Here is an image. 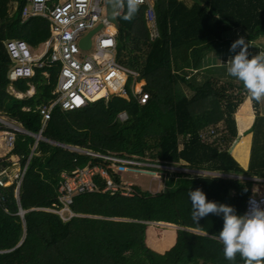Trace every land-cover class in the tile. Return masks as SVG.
<instances>
[{"label": "trees", "instance_id": "16d2710c", "mask_svg": "<svg viewBox=\"0 0 264 264\" xmlns=\"http://www.w3.org/2000/svg\"><path fill=\"white\" fill-rule=\"evenodd\" d=\"M27 0H0V115L38 134L43 116L38 107L54 97L59 65L37 68L34 76L11 82L8 39L26 40L36 48L50 36L49 21L42 16L23 20ZM146 6L131 21L117 16V60L138 70L150 94L145 104L131 96L100 98L86 106L63 110L56 106L42 135L100 153L118 154L172 166L160 169L164 188L153 193L121 183L108 168L118 190L106 189L107 179L95 176L98 190L79 194L71 205L75 213L64 220L58 213L62 173L88 164L109 161L39 140L24 176L20 205L14 186L3 189L0 203V264H243L223 257L215 239L222 216L209 214L197 224L192 219L188 192L200 189L208 201L226 204L243 215L253 190L252 179L264 178V114L260 102L242 93V86L206 77L207 55L228 42L227 33L239 29L252 42L264 36V0H156L154 9L160 37L150 40ZM250 58V57H249ZM44 72H48L45 75ZM205 76L204 79L200 77ZM33 95L18 97L9 89ZM244 102V103H243ZM243 105L240 107V105ZM240 131L252 133L247 169L234 157L231 146ZM126 112L127 118L119 115ZM253 121V123H252ZM214 127L217 137L203 141L201 132ZM243 139L239 146L247 142ZM36 138L16 134L12 155L26 157ZM238 158H240L238 156ZM241 161V160H240ZM179 167V168H176ZM199 169L226 175L190 172ZM25 210L24 220L17 214ZM176 225L169 227L166 223Z\"/></svg>", "mask_w": 264, "mask_h": 264}, {"label": "built area", "instance_id": "2783aa9c", "mask_svg": "<svg viewBox=\"0 0 264 264\" xmlns=\"http://www.w3.org/2000/svg\"><path fill=\"white\" fill-rule=\"evenodd\" d=\"M27 3H31V7ZM27 3L22 11L23 20L31 16L46 18L49 21L50 36L36 48L23 39L6 40V49L11 58L8 77L11 82L21 78H30L34 76L37 68L55 65H59V73L53 90L54 97L49 103L38 107L43 116V125L38 134L0 115V203L4 200L3 189L14 186V196L20 205L22 182L39 140L72 152L109 161L107 166L88 164L71 173H62L58 189L62 206L59 209H44L58 213L64 220H67L75 215L71 209L75 196L98 190L95 181L97 174L107 179L106 189L114 191L119 189L120 184L113 180L108 168L119 175L125 171L156 172L159 175L157 168L172 169L173 167L135 157L104 154L54 141L42 135L45 124L56 106H60L63 110H73L86 106L90 101L114 96L126 99L133 96L140 104H145L150 94L145 89L146 81L140 72L117 60L118 27L107 17L106 0H27ZM142 5L147 7L145 16L150 40H155L161 34L154 9V0H144ZM100 25L102 26L99 27ZM97 27L99 28L92 35L90 46L84 48L81 40ZM44 73L48 75V72ZM9 89L20 98L25 95L31 96L35 92L34 86H31L26 94L16 92L12 84ZM119 117L126 119V112L121 113ZM17 133L36 138V143L24 163L22 162L24 156L12 155ZM214 133L215 130L211 129L203 131L201 135L204 139H208ZM127 189V192H123L124 194H129L128 191L131 188L127 186ZM250 200L260 202V206L264 208V189L253 191L250 194L244 214L250 207ZM17 214L24 220L25 210L21 206Z\"/></svg>", "mask_w": 264, "mask_h": 264}, {"label": "clouds", "instance_id": "9594fccd", "mask_svg": "<svg viewBox=\"0 0 264 264\" xmlns=\"http://www.w3.org/2000/svg\"><path fill=\"white\" fill-rule=\"evenodd\" d=\"M110 3L114 13L131 21L144 0H110ZM248 48L245 39L238 38L229 49L234 55L223 64L227 75L242 84L248 98L259 103L264 101V50L249 58ZM188 196L192 205V219L197 224L209 214L222 216L223 226L215 239L223 247L225 260L235 261L239 256L243 264H264V208L260 202L250 200L248 211L237 215L229 205L208 201L200 189L189 191Z\"/></svg>", "mask_w": 264, "mask_h": 264}, {"label": "rangeland", "instance_id": "374dc122", "mask_svg": "<svg viewBox=\"0 0 264 264\" xmlns=\"http://www.w3.org/2000/svg\"><path fill=\"white\" fill-rule=\"evenodd\" d=\"M27 5L29 7H31V3H27ZM240 37H243V34L241 33V31L239 29H233L231 31H229L227 33V38H228V42H226L223 46H220L218 47L216 50H217V56L215 58L214 61H211V62H208V64L206 66H209L210 67V71L209 73L206 75V77H212V78H217L221 81H223L225 84L227 83H234V90L237 91V84L238 85H241L242 84L235 80L234 78L232 77H229L226 73V66L223 64V63H226L227 60L229 59V57L231 55H234V53H231L229 51L230 49V46L231 44L237 40L238 38ZM245 39V38H244ZM246 41H248L247 39H245ZM253 44L251 45L250 47V58L252 55H256L258 54L261 50H264V36H261L258 40L252 42ZM239 51V49L237 50ZM204 79L205 76H202L200 77V79ZM145 80V78H144ZM146 81V80H145ZM243 87V86H242ZM243 94V96H245V99H244V102L245 100L248 98L247 96V93L246 91L244 90V88H242V91L240 92ZM243 102V103H244ZM243 103L240 105V107L243 105ZM240 107L237 109V112L235 113V118H236V123H237V127H238V131L239 133H241L240 135H244L245 137L250 134L248 131V129H246L245 131H240L239 130V123H238V119H237V116H238V111L240 109ZM251 109H252V114H253V120L255 118V115H256V111H255V108H254V102L251 100ZM260 111L261 113L264 114V101L260 102ZM247 142L245 143H242L240 146H239V155L236 154V150L238 149V146L235 148L234 151V154L235 157L240 163L243 162V158H244V150H243V146L246 144ZM233 154V155H234ZM238 156L240 158H238ZM241 160V161H240ZM242 164V163H241ZM15 169H17L16 166H14ZM176 168H179V167H176ZM196 172L198 173V170H196ZM158 173L156 172H148V173H142V172H139V171H125V172H122L120 174V177H121V180H122V183L125 182V185L126 187H131V183L132 184H135L137 186H139L141 189H144V190H150V191H153V193L157 192L159 189H163L164 188V174H163V171H159V175H157ZM242 179H246L245 177H240ZM130 184V185H129ZM257 191H261L264 189V182L263 183H258L257 184V187H256ZM167 226L169 227H174L175 225L173 224H169V223H166ZM180 227H176V230L179 229Z\"/></svg>", "mask_w": 264, "mask_h": 264}, {"label": "crops", "instance_id": "0c3cea01", "mask_svg": "<svg viewBox=\"0 0 264 264\" xmlns=\"http://www.w3.org/2000/svg\"><path fill=\"white\" fill-rule=\"evenodd\" d=\"M155 1L156 0H154V4H155ZM186 3H188V4H191L192 2H193V0H184ZM146 6V5H145ZM118 16V15H117ZM118 27V26H117ZM216 56H217V50H213L212 52H210L208 55H207V57H206V59L204 60V65L206 64H208V62H211V61H214L215 60V58H216ZM205 65V67H209V66H206ZM240 116H245V115H238L237 116V119H238V117H240ZM247 117H251V118H253V116H247ZM254 121V120H253ZM253 121H252V123H253ZM238 123H239V121H238ZM252 125V124H251ZM251 127V126H250ZM212 129H214V127L212 128ZM207 130H209V129H207ZM211 130V129H210ZM215 130V129H214ZM239 130H240V123H239ZM206 131V130H205ZM203 132V131H202ZM201 132V133H202ZM241 134V133H240ZM217 130H215V133L214 134H212V135H210V137L208 138V139H204L203 137H202V135L200 134V136H201V139L203 140V141H212L214 138H216L217 136ZM245 138H248L247 139V143L242 147L243 148V150H244V158H243V162H241L242 164V166L245 168V169H247L248 168V166H249V162H250V153H251V145H252V133H250V134H248L246 137L242 134V135H240V137H239V139H237L236 140V142L231 146V152H232V154H234V151L233 150H235V148L239 145V143L243 140V139H245ZM234 156H235V154H234ZM236 157V156H235ZM237 158V157H236ZM188 170L190 171V172H194V173H197L196 172V170H198V173L200 174H215V175H220V176H222V175H226V174H224V173H220V172H207V171H203V170H199V169H190V168H188ZM229 176H231V177H235V178H240V177H245V176H240V175H235V174H230ZM246 179H252V178H254V179H257V180H254L255 182H254V185H253V190H252V192L253 191H255V192H257V189H256V187H257V184L258 183H263L264 182V178H262V177H257V176H255V177H245ZM166 223V222H165ZM170 224H172V223H170ZM174 225H176V224H174ZM176 227H178V225H176ZM180 227V226H179ZM176 232H177V230H176Z\"/></svg>", "mask_w": 264, "mask_h": 264}, {"label": "water", "instance_id": "95a60500", "mask_svg": "<svg viewBox=\"0 0 264 264\" xmlns=\"http://www.w3.org/2000/svg\"><path fill=\"white\" fill-rule=\"evenodd\" d=\"M106 8H107V17L110 21H112L116 26L119 25L118 19H117V14L113 12L112 10V5L110 3V0H106ZM102 25H100L99 27H101ZM97 27L96 29H93L92 31H90L88 33V35L81 40V45L84 48H88L91 44V37L92 35L97 31V29L99 28ZM246 41V40H245ZM246 43H248V41H246ZM248 52H249V48H248Z\"/></svg>", "mask_w": 264, "mask_h": 264}]
</instances>
